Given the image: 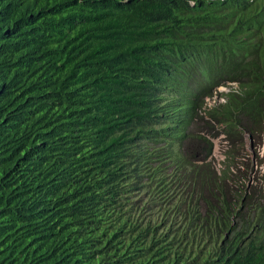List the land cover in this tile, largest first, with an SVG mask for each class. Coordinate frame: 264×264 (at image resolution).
Masks as SVG:
<instances>
[{"label":"trees","instance_id":"16d2710c","mask_svg":"<svg viewBox=\"0 0 264 264\" xmlns=\"http://www.w3.org/2000/svg\"><path fill=\"white\" fill-rule=\"evenodd\" d=\"M215 125L264 131V0H0L4 263L264 264ZM28 195L58 229L34 263Z\"/></svg>","mask_w":264,"mask_h":264},{"label":"rangeland","instance_id":"374dc122","mask_svg":"<svg viewBox=\"0 0 264 264\" xmlns=\"http://www.w3.org/2000/svg\"><path fill=\"white\" fill-rule=\"evenodd\" d=\"M218 91L227 92L228 89L219 87ZM216 100L223 101V96L216 97ZM212 104L213 101L210 100L207 106ZM202 126V121L198 120L193 124V130H199ZM211 133L215 135L213 138L215 148L212 157L213 166L217 174L222 171L229 181L226 179L221 181L220 187L226 190V193L233 199L236 196V193L233 192L236 188L233 185L237 183L241 194L247 189L250 200L260 199L264 193V131L262 133L252 131L248 137L240 127L226 129L222 125H215V129ZM190 148L195 153L196 145L194 143ZM225 159L227 162L223 164ZM238 165V170H234V167ZM209 175L206 173L205 177ZM261 202L264 205V199Z\"/></svg>","mask_w":264,"mask_h":264},{"label":"clouds","instance_id":"9594fccd","mask_svg":"<svg viewBox=\"0 0 264 264\" xmlns=\"http://www.w3.org/2000/svg\"><path fill=\"white\" fill-rule=\"evenodd\" d=\"M214 152V151H213ZM56 195L55 200H67V195ZM31 195H28L25 198L23 205H28V209L31 210L32 218L29 221L27 215L25 216L26 225L32 228V237L26 242L25 248H22L19 252V257L23 258L24 261H31L34 263L38 258L45 256L44 252V242L49 238L55 237L58 229L50 228V225L47 221L39 222L38 216L41 213V210L38 208L41 203L30 198ZM3 211V210H0ZM1 264L4 263L3 257L0 255Z\"/></svg>","mask_w":264,"mask_h":264},{"label":"water","instance_id":"95a60500","mask_svg":"<svg viewBox=\"0 0 264 264\" xmlns=\"http://www.w3.org/2000/svg\"><path fill=\"white\" fill-rule=\"evenodd\" d=\"M246 136L250 137V134L245 132ZM214 152H215V148H214Z\"/></svg>","mask_w":264,"mask_h":264}]
</instances>
